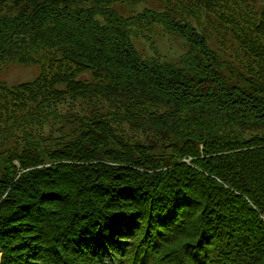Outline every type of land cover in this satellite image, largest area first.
<instances>
[{
  "label": "trees",
  "instance_id": "trees-1",
  "mask_svg": "<svg viewBox=\"0 0 264 264\" xmlns=\"http://www.w3.org/2000/svg\"><path fill=\"white\" fill-rule=\"evenodd\" d=\"M114 1L0 0V66L48 57L37 82L0 81V264H264V0ZM150 26L182 66L136 50Z\"/></svg>",
  "mask_w": 264,
  "mask_h": 264
},
{
  "label": "rangeland",
  "instance_id": "rangeland-1",
  "mask_svg": "<svg viewBox=\"0 0 264 264\" xmlns=\"http://www.w3.org/2000/svg\"><path fill=\"white\" fill-rule=\"evenodd\" d=\"M64 1V0H61ZM113 11L122 18H127L130 16H136L139 13H142L146 8L161 10L166 5H168L171 0H122L114 1ZM200 25L203 27L207 33V39L210 40V44L213 49H219L221 45L219 41L223 43L227 42V39L224 38L222 29L223 21L218 18L208 19H199ZM133 44L138 52L144 56H149L157 59L158 62H167L176 66H182L184 63L185 53L188 50V46L178 38L177 36L165 33L164 30L159 26H150L149 28L143 30H133ZM61 58V56H59ZM47 58L40 60L41 64L39 66H12V65H1L0 66V81L5 83L9 88L13 89L20 87L21 84L28 85V83L37 82L39 79V73L41 72V67L46 63ZM2 64H6L2 62ZM228 74V73H227ZM229 76V74H228ZM93 79L91 73L85 72L83 81L91 82ZM102 82L103 79H100ZM105 81V80H104ZM99 82V81H98ZM105 85V84H104ZM23 86V87H25ZM93 105L100 111L101 114L111 117L115 116V113H118L119 110L122 111L121 106L122 102H115L108 98L100 96L93 100ZM76 108L77 111H81ZM58 115H61L63 112L69 110L73 111L71 105H59L57 107ZM87 113L88 109L83 108ZM161 113H164L165 110L161 109ZM48 115V112H45ZM50 126L43 128L41 134L46 136L50 133ZM258 133L264 134V129H259ZM191 159H183L182 162L189 163Z\"/></svg>",
  "mask_w": 264,
  "mask_h": 264
}]
</instances>
